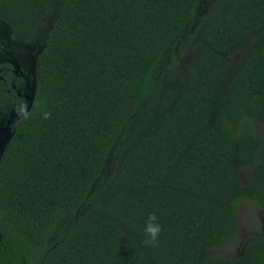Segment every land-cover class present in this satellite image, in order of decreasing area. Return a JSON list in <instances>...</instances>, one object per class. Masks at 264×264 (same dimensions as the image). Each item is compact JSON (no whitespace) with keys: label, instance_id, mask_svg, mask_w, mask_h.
Listing matches in <instances>:
<instances>
[{"label":"trees","instance_id":"16d2710c","mask_svg":"<svg viewBox=\"0 0 264 264\" xmlns=\"http://www.w3.org/2000/svg\"><path fill=\"white\" fill-rule=\"evenodd\" d=\"M203 3L61 0L0 161V264H264L259 228L221 252L264 210V0ZM51 16L0 0L27 38Z\"/></svg>","mask_w":264,"mask_h":264},{"label":"flooded vegetation","instance_id":"af4514ba","mask_svg":"<svg viewBox=\"0 0 264 264\" xmlns=\"http://www.w3.org/2000/svg\"><path fill=\"white\" fill-rule=\"evenodd\" d=\"M38 33L39 29L27 38L0 17V92L3 91L0 104L11 103L8 113L1 119L8 118L14 108H27L26 95L36 88L37 58L47 37V34L40 37Z\"/></svg>","mask_w":264,"mask_h":264},{"label":"rangeland","instance_id":"374dc122","mask_svg":"<svg viewBox=\"0 0 264 264\" xmlns=\"http://www.w3.org/2000/svg\"><path fill=\"white\" fill-rule=\"evenodd\" d=\"M52 8V16L48 22L39 29L38 35L40 37H45L48 33V30L51 28L54 21V17L58 14L61 0H48ZM211 3V0H204V3L201 6V11H206ZM38 31V30H37ZM182 52V48L176 51V54ZM240 57L239 53L233 54L232 61L235 62ZM192 55L188 52L184 56H179L180 67L185 68V65L190 61ZM11 103L0 104V119L8 113ZM251 164L249 167L242 169L240 171L242 182L244 185H248L251 180ZM253 228H259L264 232V210L256 208L253 204H241L239 209L238 216V230L239 238L237 241L232 242L222 248L221 252L227 257L239 256L243 253L246 246L255 239V236L252 234Z\"/></svg>","mask_w":264,"mask_h":264},{"label":"water","instance_id":"95a60500","mask_svg":"<svg viewBox=\"0 0 264 264\" xmlns=\"http://www.w3.org/2000/svg\"><path fill=\"white\" fill-rule=\"evenodd\" d=\"M35 93L36 88L31 89L30 93L26 95L28 100L27 108H14L11 110L8 118H3L0 120V161L15 134V128L12 127V124L17 123L31 109L34 102Z\"/></svg>","mask_w":264,"mask_h":264},{"label":"clouds","instance_id":"9594fccd","mask_svg":"<svg viewBox=\"0 0 264 264\" xmlns=\"http://www.w3.org/2000/svg\"><path fill=\"white\" fill-rule=\"evenodd\" d=\"M160 232L161 224L158 221L157 215L154 212L149 213L142 227V234L144 236L143 242L150 246L157 244Z\"/></svg>","mask_w":264,"mask_h":264}]
</instances>
